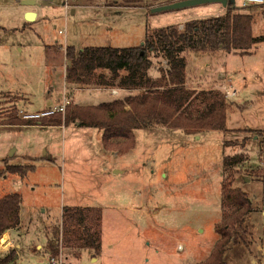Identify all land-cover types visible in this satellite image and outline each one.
<instances>
[{
    "label": "rangeland",
    "instance_id": "obj_1",
    "mask_svg": "<svg viewBox=\"0 0 264 264\" xmlns=\"http://www.w3.org/2000/svg\"><path fill=\"white\" fill-rule=\"evenodd\" d=\"M22 1L0 0V168L7 156L9 163L36 168L24 183L16 176L0 178V195L22 192L24 212L42 216L40 223L50 224L51 232L59 228L72 264H196L209 257L220 237L216 224L224 215L223 182L230 179L233 188L250 195L253 211L227 246L224 264H264V41L246 55L224 50L182 54L187 86L198 94L190 112L206 110L203 91H220L226 130L189 134L153 123L135 130L132 148H117L104 141L103 128L79 121L60 126L5 122L42 115L66 99L99 105L143 92L121 89L118 94L113 88V95L107 87L68 83V45L137 47L148 29L172 24L181 29L186 21L222 14L227 6L211 2L153 12L152 7L167 2ZM235 5L252 11L253 33L264 35V3L246 6L236 0ZM28 11L37 13L35 20L27 19ZM153 60L150 75L156 78L167 65L163 57ZM240 153L245 155L241 162H225ZM87 203L104 204L100 246L75 243L70 248L63 240L62 204ZM33 229L31 236L44 243V232ZM38 243L23 246L22 262H45L48 254L37 251Z\"/></svg>",
    "mask_w": 264,
    "mask_h": 264
},
{
    "label": "trees",
    "instance_id": "obj_2",
    "mask_svg": "<svg viewBox=\"0 0 264 264\" xmlns=\"http://www.w3.org/2000/svg\"><path fill=\"white\" fill-rule=\"evenodd\" d=\"M173 0H124L126 3H157ZM150 2V3H149ZM252 11L243 12L235 4L229 3L226 11L206 18L190 19L183 28L172 24L148 29L144 44L137 47L88 46L82 49L75 45L66 47V80L77 86L117 87L124 90L143 91L124 98L105 101L99 105H79L69 103L65 112L57 110L52 114L30 119L14 117L10 122L32 124L37 120L41 125H67L79 121L81 125L104 129V141L117 148H132L135 145V130L150 124H162L172 128H182L186 133L198 134L201 130H226L227 108L224 94L220 91H203L206 110L193 115L190 106L198 98L195 89L187 86V59L184 51L224 50L226 52L251 54L264 35L256 36L252 30ZM153 57H163L166 68L161 75L153 78L150 70L154 66ZM129 106V107H128ZM247 138L244 139L246 144ZM244 153L226 156L225 162H241ZM35 165L9 164L0 174L15 173L24 178ZM3 172V173H1ZM23 196L12 192L0 197V237L21 221ZM222 220L216 224L219 239L209 257L196 264H224L227 246L235 239L237 231H243L245 217L252 209L248 193L241 188H233L232 180L223 182ZM98 213V218L96 216ZM100 211L66 207L64 209V237L72 236L76 247L100 246ZM97 218L95 225L88 226ZM61 231L53 228L49 235V251L57 255L62 248ZM71 240V239H70ZM79 254V251H76ZM17 250L11 249L0 257V264H9L16 258Z\"/></svg>",
    "mask_w": 264,
    "mask_h": 264
},
{
    "label": "crops",
    "instance_id": "obj_3",
    "mask_svg": "<svg viewBox=\"0 0 264 264\" xmlns=\"http://www.w3.org/2000/svg\"><path fill=\"white\" fill-rule=\"evenodd\" d=\"M113 88H117V87L109 88L111 90V93L113 95H117V94L113 93ZM117 89L119 90L118 94H120V90L121 89H119V88H117ZM110 101H112V100H110ZM61 103H62V101L59 100L56 105H60ZM25 125H31V124H25ZM52 126H54V125H52ZM7 157H4V158L1 159V161H2L1 165H3V167H1L0 170L5 167L6 162L9 163L6 160ZM9 164H12L11 161H10ZM28 174H29V172H28ZM27 175L25 177H27ZM10 176H16L19 179L17 182H23L24 183L25 177L22 178L19 174H15V173H5L0 178L5 179L7 181ZM10 193H12V192H10ZM6 194H8V191L5 194L0 195V197L4 196ZM21 194H22V192H21ZM22 196H23V194H22ZM249 197H250V195H249ZM23 201H24V199H23ZM251 201H252V209H251L250 213L245 217V221H246V218L249 217L251 215L252 211H253V200L251 199ZM68 207H71V208L79 207V208H83V209H97V210H99L100 211V215H101L100 216L101 217V220H100V233H101V231L103 229V210L102 209L104 207V204H102V205H93V204H88V203L87 204H83V205L70 204ZM65 208H66V205L62 204V209H63L62 212H64ZM43 212L46 213V210L43 209ZM96 216L98 218V213H96ZM97 218H95L92 222H87V225L89 227L92 226V225H95L96 222H97ZM41 219L44 221V218L42 216H38V214H36V213H33L31 211L30 212H28V211L24 212L23 203H22L20 225L17 228H13V229H9V230L5 231L2 234V236L0 237V257H3L4 255H6L10 249H16L17 250L16 258L13 261H11L9 264H50L49 261H48V258L51 256V252L49 251V235L51 233V231L49 230L50 224H48L46 222H43V224H41L40 223ZM42 225H44V226H42ZM35 226L40 228V234L41 235L44 232V234H43V236H45V242L44 243L41 242V239L37 238V236H31L30 233H32V231L34 230L33 228ZM41 228H44V229L42 230ZM27 237H29L28 240L26 242H24ZM72 237L70 238L71 240L70 239L69 240L64 239V241L67 242V243H70V244L74 243L72 241ZM35 239H37L39 241V243L36 245L37 251L39 253H41L42 251H45L48 254L45 262L44 261L43 262H38V263H24V262H22L21 261V255H20L21 249L23 248V246L24 247H30L31 241L35 240ZM259 248H260V246H259ZM75 253L78 255L77 252H75ZM65 256L68 257L67 255H65ZM68 260L70 261L69 257H68Z\"/></svg>",
    "mask_w": 264,
    "mask_h": 264
},
{
    "label": "water",
    "instance_id": "obj_4",
    "mask_svg": "<svg viewBox=\"0 0 264 264\" xmlns=\"http://www.w3.org/2000/svg\"><path fill=\"white\" fill-rule=\"evenodd\" d=\"M22 2L25 4H32V3H35L36 1L35 0H23ZM211 2H220L226 7L228 6L229 3L235 4L236 0H176V1L169 2V3L157 5L155 7H152L151 10L153 12H156V11L176 9V8H182V7L193 6V5L203 4V3H211ZM36 16H37V13L34 11H28L26 13V17L30 21L35 20Z\"/></svg>",
    "mask_w": 264,
    "mask_h": 264
},
{
    "label": "built area",
    "instance_id": "obj_5",
    "mask_svg": "<svg viewBox=\"0 0 264 264\" xmlns=\"http://www.w3.org/2000/svg\"><path fill=\"white\" fill-rule=\"evenodd\" d=\"M264 0H243V4L246 6H250V5H259V4H263ZM70 103L69 99L65 100V103L59 107H56L55 109H48L46 111H43L40 114H27L26 117L28 118H35V117H39V116H43V115H48V114H52L57 110H61L63 112H65L67 105ZM48 261L50 264H72L69 260L68 257L65 256L64 251L61 249L59 251V253L57 255H51L48 258Z\"/></svg>",
    "mask_w": 264,
    "mask_h": 264
}]
</instances>
